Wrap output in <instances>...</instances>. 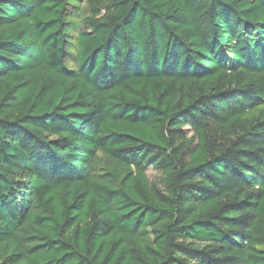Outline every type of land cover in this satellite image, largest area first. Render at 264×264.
Returning a JSON list of instances; mask_svg holds the SVG:
<instances>
[{"label":"trees","instance_id":"obj_1","mask_svg":"<svg viewBox=\"0 0 264 264\" xmlns=\"http://www.w3.org/2000/svg\"><path fill=\"white\" fill-rule=\"evenodd\" d=\"M84 1L0 0V264H264V0Z\"/></svg>","mask_w":264,"mask_h":264},{"label":"rangeland","instance_id":"obj_2","mask_svg":"<svg viewBox=\"0 0 264 264\" xmlns=\"http://www.w3.org/2000/svg\"><path fill=\"white\" fill-rule=\"evenodd\" d=\"M85 5L84 0H67L66 3V12L63 22V31L66 36V63L69 66L74 64V55H75V45H76V36L79 31V20L78 12L80 8H83ZM147 176L150 181L158 182V173L153 169L147 170Z\"/></svg>","mask_w":264,"mask_h":264}]
</instances>
